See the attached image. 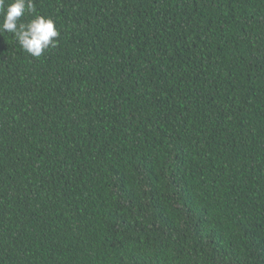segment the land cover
Wrapping results in <instances>:
<instances>
[{"label":"trees","instance_id":"1","mask_svg":"<svg viewBox=\"0 0 264 264\" xmlns=\"http://www.w3.org/2000/svg\"><path fill=\"white\" fill-rule=\"evenodd\" d=\"M32 2L59 35H0V264H264V0Z\"/></svg>","mask_w":264,"mask_h":264},{"label":"clouds","instance_id":"2","mask_svg":"<svg viewBox=\"0 0 264 264\" xmlns=\"http://www.w3.org/2000/svg\"><path fill=\"white\" fill-rule=\"evenodd\" d=\"M35 12L32 0H0V35L13 34L20 47L32 57L39 58L49 47H55L59 33L50 18L36 16L28 23L22 22L27 13Z\"/></svg>","mask_w":264,"mask_h":264}]
</instances>
